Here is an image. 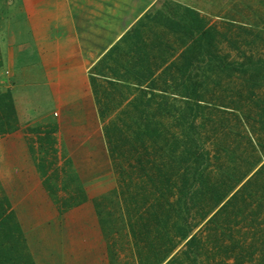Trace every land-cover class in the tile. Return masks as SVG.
<instances>
[{
  "label": "crops",
  "instance_id": "crops-1",
  "mask_svg": "<svg viewBox=\"0 0 264 264\" xmlns=\"http://www.w3.org/2000/svg\"><path fill=\"white\" fill-rule=\"evenodd\" d=\"M210 29L264 49V0H0V223L28 264H109L97 204L113 169L97 98L165 97L150 82Z\"/></svg>",
  "mask_w": 264,
  "mask_h": 264
},
{
  "label": "rangeland",
  "instance_id": "rangeland-1",
  "mask_svg": "<svg viewBox=\"0 0 264 264\" xmlns=\"http://www.w3.org/2000/svg\"><path fill=\"white\" fill-rule=\"evenodd\" d=\"M193 36L196 41L201 37ZM209 37L212 42L202 45L201 51L195 48V41L183 42L171 70L162 69L150 82L165 97L152 94L154 101L143 105L139 100L149 98L150 91L138 90L130 98L110 89L97 98L113 169L108 183L113 184V192L104 191L97 204L109 264H264V49L250 48V35L240 32L218 34L210 29ZM115 52L110 55H117ZM28 60L37 63L35 56ZM167 74L170 80L165 84ZM185 78L197 88L199 108L193 101L186 102L191 99L181 87ZM131 93L133 89H129ZM162 101L167 105L166 114L156 110ZM192 109L196 112L193 118ZM186 124L192 127L182 153L181 129ZM151 128L162 131L165 140L152 134L154 138H143ZM136 135L143 141L136 143ZM191 150L193 171L203 181L190 190L194 196L184 194L178 180L184 172L178 158H187ZM191 164L187 167L190 175ZM156 165L172 177L170 184L164 179L161 186L157 181ZM104 185L106 180L100 189H93L101 191ZM132 197L136 199L132 201ZM218 199L223 201L219 206ZM224 204L226 209L217 213ZM134 207L137 211L132 212ZM156 213L161 219L150 220ZM170 216L165 226L163 219ZM177 225L187 231L186 240L174 229ZM192 236L195 243L187 251L185 244ZM44 247L51 251L46 242ZM21 252L18 237L0 223V264H7L11 257L21 262L26 257Z\"/></svg>",
  "mask_w": 264,
  "mask_h": 264
},
{
  "label": "trees",
  "instance_id": "trees-1",
  "mask_svg": "<svg viewBox=\"0 0 264 264\" xmlns=\"http://www.w3.org/2000/svg\"><path fill=\"white\" fill-rule=\"evenodd\" d=\"M212 42V38L211 37H209V34H205V33H203V34H201V37H200V39L198 40V41H195V44H196V46H195V48L197 49V51H201V49H200V47L203 45V47L204 46H206V45H208V44H210ZM199 46V47H198ZM204 52L206 53V50H204ZM185 67V66H184ZM181 72H182V74H183V76L185 75V73H186V70L183 68V70H181ZM186 78L183 80V82H182V84H181V87L183 88V89H186V91L185 92H187L188 93V98L189 99H191L190 100V102H189V100H187L186 102H187V104H189V103H191L192 101L194 102V103H191L192 105L193 104H196L198 107L197 108H199V97H198V93H197V88L196 87H194V85H193V87H192V84L188 81V82H186ZM189 80V79H188ZM151 92V91H150ZM152 94H154V93H152L151 92V95H150V97L149 98H146V100H139V102L140 103H142L143 105L145 104V105H150L153 101H154V95H152ZM163 98V97H162ZM164 99V98H163ZM7 100V103H9V105H11V108H12V104H11V101H10V98H7L6 99ZM9 100V101H8ZM156 100H158L157 98H156ZM162 100V99H161ZM160 100V101H161ZM3 104V101H2V99H0V106ZM158 105H157V109L156 110H158V111H162L163 110V112H165V114L168 112V109L166 108L167 107V105H166V103L164 102V101H162L161 103H157ZM9 105H8V107H9ZM190 105V104H189ZM7 106V105H6ZM192 108H194V107H192ZM10 111V110H9ZM100 115L102 116L103 115V113H100ZM196 115V112H194L193 111V109H192V113H191V117L193 118L194 116ZM188 122V121H187ZM185 123H186V121H185ZM182 124L183 123H181V126H182ZM180 126V125H179ZM191 125H187L186 124V126L185 127H183L182 129H181V132H182V134H183V136H184V140L181 142V144H182V146H184V150H183V152L182 153H185L186 152V139H187V131H189V129H191ZM152 130H150L151 132H148V134H143V138L146 136V137H148V138H158L159 140L161 139V140H165V137H164V134H163V132L162 131H160V130H158V129H154V128H151ZM184 131V132H183ZM149 134H152V135H154V137H151V135H149ZM137 136V141H136V143H140L139 141L141 140V141H143V139L142 138H140V137H138V135H136ZM169 145V144H168ZM167 145V146H168ZM189 145H191V147H192V143H191V141H190V144ZM193 148V147H192ZM159 149V151H160V153H158L159 154V156H160V158H163V155H162V157H161V154H162V152H161V148H158ZM166 152H164V154H165ZM192 154H194V153H192V150L191 151H188V155L189 156H187V158H185V157H182V156H180L179 158H178V163H179V167H182L183 169H184V172L183 173H181V174H179L178 175V180L180 179V182H181V185H182V189H183V191H184V194H186V195H190L191 193H192V195L194 196V193H193V191L191 192L190 190L193 188V186L195 185V183L197 182V181H199V183L202 185L203 184V181L199 178V176L200 175H198V172L196 171V170H194L193 171V155ZM170 159H173V158H170ZM193 160V161H192ZM192 162V164H191V170H192V174L190 175V173H188L187 172V167H188V164L189 163H191ZM195 162H196V160H195ZM260 163V162H259ZM264 166V164L262 165V167ZM156 167H157V170H156V177H158V179H157V181H160V184H161V186H162V183H163V180L165 179L166 181H165V183L166 184H170L171 183V181H172V177L171 178H169L168 176H167V172H164V170L163 171H161L162 169V167L161 166H159V165H156ZM261 167V168H262ZM260 168V167H259ZM165 171H167V170H165ZM153 185H157L158 186V184L157 183H153ZM173 185H176V184H174L173 183ZM161 186H159V187H161ZM241 190H242V186H241V188H240ZM239 189V190H240ZM238 190V191H239ZM238 191H236L234 194H233V198L235 197V194L238 192ZM230 192H232V191H230V190H228V193H230ZM153 193H156V191H153ZM197 193V192H196ZM132 199V201H133V199H136V198H131ZM233 200V199H232ZM223 201H221L220 199H218V203H217V206H219V205H221V203H222ZM225 204L227 205L228 203L227 202H225ZM225 204L224 205H222L220 208H219V210L217 211V213L218 212H220V211H223V210H225L226 209V207H224L225 206ZM154 205H155V203H154ZM161 206H163V205H161ZM157 207H160V205H158ZM157 210H159V211H161L160 209H157ZM167 209H166V207H164V211H166ZM133 211H137L136 209H135V207L134 208H132V212ZM168 211V210H167ZM216 213V214H217ZM149 218H150V220H154V218H160L159 217V213H156V214H153V215H150L149 216ZM149 218H147V219H145L144 218V220H149ZM165 218V217H164ZM161 219V218H160ZM171 220V216L170 217H167V218H165V219H163V224L165 225V226H167L168 225V223H169V221ZM9 221V220H8ZM146 222L144 221V224H145ZM175 223H177V222H173V224L175 225ZM153 224H156L155 223V221H153ZM16 226V225H15ZM181 226V225H180ZM183 226H185L186 227V224L185 225H183ZM174 227V229L178 232V233H180V236H181V239L182 240H186V232L183 230V229H180V227L177 225V227H175V226H173ZM173 229V230H174ZM19 231V226H16V228L14 229V231L15 232H18ZM171 242V241H170ZM195 243V236H192L191 238H189L187 241H186V249H187V251L188 250H190L191 248L190 247H192V245ZM170 245V244H169ZM174 246V244H171V249H172V247ZM172 251V250H171ZM171 251L169 252V255H170V253H171ZM166 258V257H165ZM165 260V259H164ZM163 260V261H164ZM12 263L13 262V257H11L10 258V260H9V262H8V264L9 263Z\"/></svg>",
  "mask_w": 264,
  "mask_h": 264
}]
</instances>
